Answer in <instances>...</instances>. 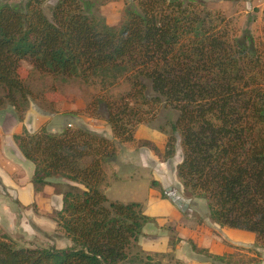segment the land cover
<instances>
[{"label":"trees","instance_id":"1","mask_svg":"<svg viewBox=\"0 0 264 264\" xmlns=\"http://www.w3.org/2000/svg\"><path fill=\"white\" fill-rule=\"evenodd\" d=\"M45 1L0 0V109L10 106L23 121L32 92L19 75L22 62L41 75L98 79L102 87L126 80L129 90L105 102L120 142L133 141L144 109L164 100L177 112L164 154L174 156L178 134L184 194L205 201L211 223L254 233L253 246L264 249V51L251 32L234 35L222 14L196 0H136L118 27L85 13L79 0H59L47 18ZM148 85L155 97L146 95ZM12 139L34 166L37 191L54 179L74 184L57 213L73 245L18 247L0 231V264L127 261L152 220L139 203L109 201L103 192L114 143L85 128L31 134L24 127Z\"/></svg>","mask_w":264,"mask_h":264},{"label":"rangeland","instance_id":"2","mask_svg":"<svg viewBox=\"0 0 264 264\" xmlns=\"http://www.w3.org/2000/svg\"><path fill=\"white\" fill-rule=\"evenodd\" d=\"M2 1L22 6L26 0ZM58 1L46 0L43 3L42 11L47 18H51L52 8ZM79 1L83 4L85 13L102 18L106 24L115 27L125 21L126 9L137 4L136 0ZM261 3L264 0L194 2L200 8L222 14L234 35L239 36L248 29L255 43L264 51V10L259 6ZM19 75L32 92L23 121L17 120L10 106L0 109V231L14 241L16 246L67 248L73 245L59 227L57 213L61 208V194L74 184L54 179L37 191L32 184L33 165L18 152L12 142L13 135L20 134L24 127L31 134L41 128H46L53 134H59L64 129L85 128L104 136L115 146V159L103 164L107 185L102 189L109 201L143 202V208H147L157 199L169 203L178 213L175 223H164L162 228L155 227L151 222L147 223L143 235L138 241L131 243L128 260L122 264H184L173 252L181 249L194 251L193 240L188 233L195 226L198 230H204L199 240L213 236L214 248L221 244L226 249L243 251L224 257L229 262L227 264H264V249L257 251L254 246H234L216 233L205 235V230L211 223L206 203L186 196L177 175V166L182 160L178 134L175 135L174 156L165 158V147L173 134L171 125L177 118V112L165 107L164 100L160 106L153 105L144 109L146 121L135 127L133 141L120 142L114 139L105 120V102L115 100L129 90L126 80L121 79L113 86L102 87L98 79H63L41 75L34 72L26 62L21 63ZM146 95L155 97L149 85ZM154 180L158 183L155 186L152 185ZM145 181H149V184ZM18 191L26 192L22 199ZM162 193L166 198L162 197ZM149 209L150 212L155 210L154 204ZM162 252L165 254H161ZM200 254L201 259H210L206 253Z\"/></svg>","mask_w":264,"mask_h":264},{"label":"crops","instance_id":"3","mask_svg":"<svg viewBox=\"0 0 264 264\" xmlns=\"http://www.w3.org/2000/svg\"><path fill=\"white\" fill-rule=\"evenodd\" d=\"M259 6H261L262 9L264 10V3H261ZM12 142H13V139H12ZM13 144L16 147L14 142H13ZM33 168H34V166H33ZM33 171H34V169H33ZM139 177L142 179V176H139ZM133 178H126V179L128 180V179H133ZM145 183L149 184V181L148 182L145 181ZM32 191H34V187H33ZM18 192L20 194L21 199H22V195L26 194V192H24V191H18ZM155 196H156V192H155ZM159 196H160V194H159ZM27 198L28 197L26 196L25 199H27ZM130 203H132V202H130ZM134 203H137V202H134ZM139 204L142 206V204H144V203L139 202ZM151 204H154L155 210L150 212L149 207L151 206ZM151 204H149V206L147 208L146 207L143 208V206H142V210H143V212L145 211L144 214L152 220L151 223L154 224L155 227L158 226V228H162L164 226L163 225L164 223L165 224L175 223V220H178V218H176V216L178 215L177 211L174 208H172L169 203H166L163 201L161 202V201H158L156 199L155 202H153ZM60 205H62V196L60 199ZM176 223H178V222H176ZM179 223L181 224L180 221H179ZM0 226H2L1 223H0ZM196 227L197 226L192 227V229H189L190 231H189L188 235H191V238L193 240L192 241L193 244L197 248L203 249L204 251H202V253H206L210 257V259H201V256H202V254H200L201 252L183 251L182 249L173 252L175 255L177 254V258L180 261H182L184 264H227L229 262L227 260H224L223 259L224 257L228 258L234 252H243L242 250L226 249L225 246L221 245V244L214 248L213 236L206 237L205 240H199L200 237L203 235L204 230H202V228L201 229L199 228L200 230H198V228H196ZM209 233L218 234L222 238V240H224L225 242L232 244L234 246L248 247L249 248V247H252L256 241V237H255L254 233L236 230V229H231L228 227H219L218 225L213 224V223H209V225L207 226V228L205 230V235H208ZM210 235H212V234H210ZM196 243H199L198 244L199 246ZM150 245H152V244H150ZM56 248L63 249V248H59V247H56ZM157 252H160V251H157ZM157 252H155V253H157ZM161 254H165V253L162 252Z\"/></svg>","mask_w":264,"mask_h":264}]
</instances>
